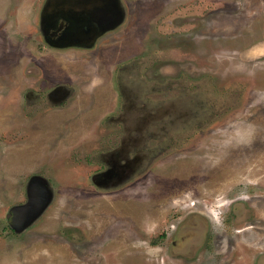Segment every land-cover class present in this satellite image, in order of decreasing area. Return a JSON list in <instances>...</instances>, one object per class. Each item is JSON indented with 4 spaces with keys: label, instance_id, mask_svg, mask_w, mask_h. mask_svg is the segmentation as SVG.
<instances>
[{
    "label": "rangeland",
    "instance_id": "rangeland-1",
    "mask_svg": "<svg viewBox=\"0 0 264 264\" xmlns=\"http://www.w3.org/2000/svg\"><path fill=\"white\" fill-rule=\"evenodd\" d=\"M44 1L0 0V264H264V0H112L84 49L42 40ZM126 64L154 93L132 126L153 154L113 137ZM41 80L70 96L32 104ZM120 145L149 158L97 173Z\"/></svg>",
    "mask_w": 264,
    "mask_h": 264
},
{
    "label": "flooded vegetation",
    "instance_id": "flooded-vegetation-1",
    "mask_svg": "<svg viewBox=\"0 0 264 264\" xmlns=\"http://www.w3.org/2000/svg\"><path fill=\"white\" fill-rule=\"evenodd\" d=\"M119 5L121 6L120 9L123 14V19L121 21L123 23L124 18L127 15H125L126 11L124 9L125 7H123V4ZM42 8V12L39 15V33L42 40L50 45L51 48L55 49L58 46L64 47L66 45H73L72 48L74 49H84L85 47L83 46L88 44L91 46L97 45L98 41L105 37L107 33L105 32V30L112 27L114 24H116L117 20L120 19L118 17L119 19L114 21L116 5L112 2V0H45ZM129 62V64L132 63V61ZM145 62H148V57L146 58ZM129 64L124 65L123 69H121V67L119 66L117 68L118 70L116 71L115 83L118 86L117 91L120 99V110L118 115H115L116 121L114 122L116 125H121L122 119L120 118V115H126L129 119V123L132 125L131 128H127V134H117L113 135V137L116 138L117 141L128 142V146H130L132 142H136V145L145 147L147 152L153 154V151H157V147L161 146L159 144L157 146H151V142L155 141L153 137L154 131L148 132L146 130V136L144 137L145 139H141L138 137H134L132 126L135 125V123L139 119L144 118L145 113L147 112L149 107L147 105L148 103H145L146 99L149 94L153 95L154 93L150 90L149 94H143L141 92L142 90L148 89L142 83V81L144 82V77L141 74V76H139V74L137 75L133 71L126 70L122 76L119 75V71H123L126 67L129 66ZM141 72L142 71L140 70L139 73ZM39 83V87L36 90V100L33 101L32 104L41 103L42 105H58L60 102H63L64 99H67L68 96H70V91H68L69 89H67L69 85L59 84V86L56 85V90L55 88H48L49 90H46V86H48V83L42 80L39 81ZM121 83L124 84V87L125 89H127L128 93H122V88H120ZM44 90H46V92H44ZM126 94L128 95L126 96ZM25 96L27 97V95ZM143 97L144 101H142ZM166 102L167 105H164L163 107L162 116L167 117V121L169 122H171L173 119L181 121L185 114L183 110L180 107H177L176 109L174 103H170L168 101ZM122 108L124 110H122ZM130 111L133 112L131 113ZM159 116H161V114H159ZM134 121L136 122L134 123ZM170 125L174 124H167V130L170 129ZM179 127L177 129H179ZM151 129H154L153 126H149V131ZM157 131L160 132V129ZM157 131L155 135L159 134ZM115 148L108 147L103 152L102 156L108 157V160H104L103 162H101V169L97 173L104 174L106 170V173H110L113 175L118 174V176L130 174L133 172V169L136 170L134 168L136 163H145L147 161L146 156L147 158H149L148 155L143 154L144 156L141 157V160H139L136 156L139 153L135 154L139 151L133 150L134 152L131 155L135 158L131 159L128 156L130 151L123 150L124 148H122L121 145L118 146L117 149ZM112 150L118 151V154H112ZM142 151L145 150L141 149V152ZM156 155L157 154H155V156ZM107 168L109 170H107ZM97 173H94V175ZM114 181H112L110 184H108V181H104L101 184L108 188L107 186L115 183ZM94 184L97 185L96 183ZM99 184L100 183H98V185ZM20 213L21 215H24L26 213V210Z\"/></svg>",
    "mask_w": 264,
    "mask_h": 264
},
{
    "label": "crops",
    "instance_id": "crops-1",
    "mask_svg": "<svg viewBox=\"0 0 264 264\" xmlns=\"http://www.w3.org/2000/svg\"><path fill=\"white\" fill-rule=\"evenodd\" d=\"M121 21H122V19H121ZM108 29H109V28H108ZM65 47H66V48H72L73 45H66Z\"/></svg>",
    "mask_w": 264,
    "mask_h": 264
},
{
    "label": "water",
    "instance_id": "water-1",
    "mask_svg": "<svg viewBox=\"0 0 264 264\" xmlns=\"http://www.w3.org/2000/svg\"><path fill=\"white\" fill-rule=\"evenodd\" d=\"M116 24H117V23H116ZM116 24H114V25H113L112 27H110L109 29H112V28H114Z\"/></svg>",
    "mask_w": 264,
    "mask_h": 264
}]
</instances>
